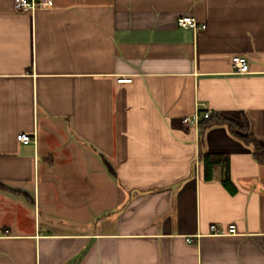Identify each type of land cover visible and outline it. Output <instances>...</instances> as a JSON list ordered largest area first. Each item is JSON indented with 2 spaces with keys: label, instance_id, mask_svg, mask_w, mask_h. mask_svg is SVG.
Returning <instances> with one entry per match:
<instances>
[{
  "label": "crops",
  "instance_id": "0c3cea01",
  "mask_svg": "<svg viewBox=\"0 0 264 264\" xmlns=\"http://www.w3.org/2000/svg\"><path fill=\"white\" fill-rule=\"evenodd\" d=\"M52 1L0 0V264H264V165L183 123L264 147V0Z\"/></svg>",
  "mask_w": 264,
  "mask_h": 264
},
{
  "label": "built area",
  "instance_id": "2783aa9c",
  "mask_svg": "<svg viewBox=\"0 0 264 264\" xmlns=\"http://www.w3.org/2000/svg\"><path fill=\"white\" fill-rule=\"evenodd\" d=\"M53 5L52 0H14V7L17 10H35L38 7H51ZM177 24L179 27L184 29H191L194 31L205 29L206 26L203 24H199L195 17L184 16L180 17L177 20ZM232 66L234 73L236 74H246L249 72L248 60L245 57H233L232 58ZM119 83H131L132 78L128 76H121L118 79ZM211 116V112L208 110L202 111L200 109V105H198L195 113L191 117H185L183 119V123L185 125H195L196 127L199 126V123L202 119H208ZM18 141L24 144H30L33 142V139L29 135L21 134L17 136ZM210 230L213 235H225V234H236V229L234 225H231L228 229L227 233L221 232L216 225H211ZM186 241L188 243H193L194 240L192 238H187ZM264 243V238L262 239Z\"/></svg>",
  "mask_w": 264,
  "mask_h": 264
},
{
  "label": "trees",
  "instance_id": "16d2710c",
  "mask_svg": "<svg viewBox=\"0 0 264 264\" xmlns=\"http://www.w3.org/2000/svg\"><path fill=\"white\" fill-rule=\"evenodd\" d=\"M225 126L235 137L239 138L244 144L252 148V154L254 159L260 165H264V147L253 135L243 134L246 133L244 127H239L230 120L221 118L218 115H212L208 119H202L199 123V130L201 138L206 130L216 127ZM203 145V139L200 141V146ZM199 158L204 164L205 177H213V173L216 168L224 169V183L229 181V157L223 154H209L200 150ZM0 188L6 189L0 184ZM8 189V188H7ZM10 190V189H9Z\"/></svg>",
  "mask_w": 264,
  "mask_h": 264
}]
</instances>
